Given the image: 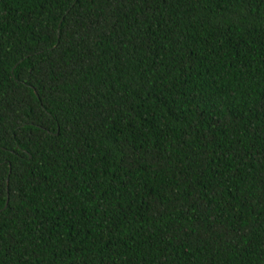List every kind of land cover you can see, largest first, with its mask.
<instances>
[{
    "label": "trees",
    "instance_id": "trees-1",
    "mask_svg": "<svg viewBox=\"0 0 264 264\" xmlns=\"http://www.w3.org/2000/svg\"><path fill=\"white\" fill-rule=\"evenodd\" d=\"M0 264H264V0H0Z\"/></svg>",
    "mask_w": 264,
    "mask_h": 264
},
{
    "label": "water",
    "instance_id": "water-1",
    "mask_svg": "<svg viewBox=\"0 0 264 264\" xmlns=\"http://www.w3.org/2000/svg\"><path fill=\"white\" fill-rule=\"evenodd\" d=\"M7 182V179H5V183ZM5 205V204H4Z\"/></svg>",
    "mask_w": 264,
    "mask_h": 264
}]
</instances>
